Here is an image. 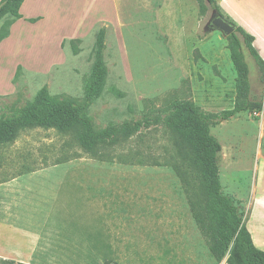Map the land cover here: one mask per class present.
Returning a JSON list of instances; mask_svg holds the SVG:
<instances>
[{
	"label": "rangeland",
	"instance_id": "1",
	"mask_svg": "<svg viewBox=\"0 0 264 264\" xmlns=\"http://www.w3.org/2000/svg\"><path fill=\"white\" fill-rule=\"evenodd\" d=\"M217 3L226 19L255 35L264 59V0ZM212 10L201 0H25L21 17L0 22V36L9 32L0 41V116L43 86L82 99L103 27L109 73L88 110L97 128L165 115L179 100L210 112L232 108L237 70L228 36L205 30ZM245 50L252 96L264 102V72ZM211 133L222 145L223 192L264 250V108L238 113ZM174 162L162 125L94 154L72 131H21L0 146V250L26 247L9 222L41 234L28 264H216Z\"/></svg>",
	"mask_w": 264,
	"mask_h": 264
},
{
	"label": "trees",
	"instance_id": "2",
	"mask_svg": "<svg viewBox=\"0 0 264 264\" xmlns=\"http://www.w3.org/2000/svg\"><path fill=\"white\" fill-rule=\"evenodd\" d=\"M24 1L0 0V22L7 15L21 17L20 8ZM201 2L220 10L217 0ZM8 34L5 32L1 35L0 41ZM228 39L231 58L237 70L236 100L232 108L210 112L191 100H179L173 102L165 115L147 114L140 119L97 128L88 110L102 94L109 73L105 62L106 29L103 27L97 34L94 62L84 83L83 98L53 95L47 86H43L32 101L0 116V146L14 142L20 132L27 128H57L74 132L80 146L94 154L101 146L118 145L153 125H162L172 137L175 153L173 168L181 180L193 218L208 239L209 251L216 264L226 255L229 264H264V250L254 243L238 205L223 192L218 162L222 145L211 133L212 126L238 113L263 110L264 102L252 96L250 65L245 47L262 72L264 59L255 46V35L244 27L237 26ZM74 49L77 51V47ZM4 262L28 264L11 259Z\"/></svg>",
	"mask_w": 264,
	"mask_h": 264
},
{
	"label": "crops",
	"instance_id": "3",
	"mask_svg": "<svg viewBox=\"0 0 264 264\" xmlns=\"http://www.w3.org/2000/svg\"><path fill=\"white\" fill-rule=\"evenodd\" d=\"M260 51V49L258 48ZM66 198L64 197H54L55 201L64 200ZM4 222V221H1ZM9 227V230L13 231V233L19 237L21 240L24 241V244H26L25 248H15L12 250H7L6 248L0 250V257L3 259H11L18 262L23 263H30L34 259V255L36 252V249L40 243L41 234L36 230L35 228H30L27 226H19L17 224H12L9 222H4ZM255 230L257 232L258 225L255 224ZM254 227V226H253ZM258 234V233H257Z\"/></svg>",
	"mask_w": 264,
	"mask_h": 264
},
{
	"label": "water",
	"instance_id": "4",
	"mask_svg": "<svg viewBox=\"0 0 264 264\" xmlns=\"http://www.w3.org/2000/svg\"><path fill=\"white\" fill-rule=\"evenodd\" d=\"M237 25L226 19L220 10L213 9L205 30H220L224 36L234 33Z\"/></svg>",
	"mask_w": 264,
	"mask_h": 264
},
{
	"label": "bare ground",
	"instance_id": "5",
	"mask_svg": "<svg viewBox=\"0 0 264 264\" xmlns=\"http://www.w3.org/2000/svg\"><path fill=\"white\" fill-rule=\"evenodd\" d=\"M260 221V220H259ZM261 221H263V220H261ZM263 225V224H262ZM261 230V229H260ZM260 232V231H259ZM264 233V232H263ZM263 236V235H262ZM264 237V236H263Z\"/></svg>",
	"mask_w": 264,
	"mask_h": 264
}]
</instances>
